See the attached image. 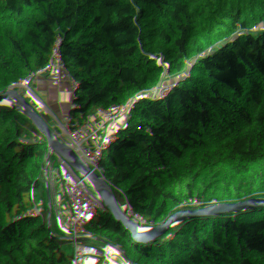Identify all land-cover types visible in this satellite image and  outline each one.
Masks as SVG:
<instances>
[{"label":"trees","instance_id":"1","mask_svg":"<svg viewBox=\"0 0 264 264\" xmlns=\"http://www.w3.org/2000/svg\"><path fill=\"white\" fill-rule=\"evenodd\" d=\"M13 172L33 254L93 226L71 264H264V0H0Z\"/></svg>","mask_w":264,"mask_h":264},{"label":"built area","instance_id":"2","mask_svg":"<svg viewBox=\"0 0 264 264\" xmlns=\"http://www.w3.org/2000/svg\"><path fill=\"white\" fill-rule=\"evenodd\" d=\"M238 149L239 151H242V148ZM247 150L250 151L249 148ZM233 154H231V156H233ZM14 176L15 172L12 173V176L9 179L6 192L0 197V207L7 205L13 199L20 200L19 194L16 190ZM158 186L159 185H156L155 187ZM116 193L115 190H111V195H117V199L120 200L122 198L121 194ZM144 195L145 194H143V196ZM142 206V202L137 203L132 207L131 211L115 214L111 218L102 222V225L107 229L120 228L133 216L135 210L140 209ZM93 229L94 227L92 226L89 229L82 230L76 235L65 236L61 239H52L48 244L41 247L38 254H33L29 252L25 246H22L16 264H71L72 260L81 259L83 257L84 250L86 249V240H88L89 233L91 232L89 230ZM0 242H2L1 237ZM10 263L14 264L11 261Z\"/></svg>","mask_w":264,"mask_h":264},{"label":"crops","instance_id":"3","mask_svg":"<svg viewBox=\"0 0 264 264\" xmlns=\"http://www.w3.org/2000/svg\"><path fill=\"white\" fill-rule=\"evenodd\" d=\"M30 215L21 200L13 199L0 207V237L1 243L7 247L6 257L9 261L10 257L16 262L18 260L26 238Z\"/></svg>","mask_w":264,"mask_h":264},{"label":"rangeland","instance_id":"4","mask_svg":"<svg viewBox=\"0 0 264 264\" xmlns=\"http://www.w3.org/2000/svg\"><path fill=\"white\" fill-rule=\"evenodd\" d=\"M259 147V143H256L255 145H254V149H256V148H258ZM121 197H122V195H121ZM120 209L122 210V211H124V213H126V212H129V211H131L132 210V207H129V208H125V207H122V205H120ZM1 243V242H0ZM6 249H7V247H6ZM8 255V254H7ZM9 257H10V255H9ZM11 261H13V263L14 264H16V261H14L13 260V258H9Z\"/></svg>","mask_w":264,"mask_h":264},{"label":"water","instance_id":"5","mask_svg":"<svg viewBox=\"0 0 264 264\" xmlns=\"http://www.w3.org/2000/svg\"><path fill=\"white\" fill-rule=\"evenodd\" d=\"M0 264H11L3 253L0 252Z\"/></svg>","mask_w":264,"mask_h":264}]
</instances>
